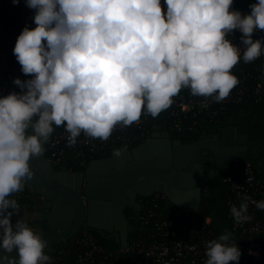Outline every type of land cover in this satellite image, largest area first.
<instances>
[{
    "label": "clouds",
    "instance_id": "clouds-1",
    "mask_svg": "<svg viewBox=\"0 0 264 264\" xmlns=\"http://www.w3.org/2000/svg\"><path fill=\"white\" fill-rule=\"evenodd\" d=\"M18 5L20 0H11ZM34 28L18 35L13 53L30 79L15 78L20 92L0 96V249L7 264H52L47 240L17 215L12 198L33 177L55 127L68 146L83 133L106 140L142 115L156 118L184 88L193 96L226 99L239 84L231 69L264 55V0L242 14L233 0H24ZM239 30L243 51L229 39ZM207 103L204 107H207ZM31 129V133H29ZM264 210V200L251 201ZM249 197L230 212L251 219ZM225 232L206 243L204 264H239L241 251Z\"/></svg>",
    "mask_w": 264,
    "mask_h": 264
},
{
    "label": "built area",
    "instance_id": "built-area-1",
    "mask_svg": "<svg viewBox=\"0 0 264 264\" xmlns=\"http://www.w3.org/2000/svg\"><path fill=\"white\" fill-rule=\"evenodd\" d=\"M255 2L256 0H233L231 8L247 14L251 11L249 5ZM161 5L162 10L166 9L164 0H161ZM34 12V9H29L25 19L32 20L28 26L30 28L35 25ZM21 31L5 28L0 17V96L20 92L13 80L20 78L23 81L30 79L32 75L22 73V66L13 53ZM252 35L253 39L264 38V31H255ZM241 36L239 30H233L228 39L243 51L245 46L241 42ZM259 58L264 61V55ZM231 71L239 78V84L221 102L193 96L187 88L180 91L174 98L173 105L164 111L175 131L198 132L204 124H216L218 116L229 108L248 101L258 102L264 98V65L254 73L242 75L235 73L233 69ZM205 103L207 107H204ZM157 128L153 126V117L142 115L131 126L118 125L106 140L93 139L81 133L77 143L68 146V133L63 126L55 127L46 144V159L56 169H65V164L84 169L90 161L106 152L135 148L155 133ZM224 183L229 190V204L239 206L243 197H249V221L238 223L231 213L228 215L232 233L230 242L236 243L241 251L239 264H264V210L256 208L251 202L264 200V182L247 164L236 165L234 172L225 177ZM22 194L23 191L14 193L12 198H18ZM157 200H165V195L158 193L153 199L145 200L142 212L135 215L137 227L131 232L124 248L119 245L104 246L94 231L83 226L75 236L66 239L59 247L55 264H118V260L126 255L136 259V264H204L207 259V241L219 237L211 227V219L205 217L201 220L194 212L188 211L163 214ZM26 215L28 214L23 216Z\"/></svg>",
    "mask_w": 264,
    "mask_h": 264
},
{
    "label": "water",
    "instance_id": "water-1",
    "mask_svg": "<svg viewBox=\"0 0 264 264\" xmlns=\"http://www.w3.org/2000/svg\"><path fill=\"white\" fill-rule=\"evenodd\" d=\"M227 134L237 138L235 130ZM211 141H218V135ZM180 144L157 128L135 148L94 159L78 171H55L44 156L40 155L37 164L30 158L34 175L24 188H33L35 194H42V207L29 218L13 216L11 220L13 224L17 219L24 220L47 240V245L60 244L87 226L107 241L114 238L124 248L129 234L124 209L135 213L142 210L135 196L149 198L163 193L167 207L200 214L211 208L210 194L197 184L203 170L195 163L199 153L209 156L211 144L200 139L184 145L186 152L178 154L177 147L173 146ZM103 219L108 222L106 228L97 224Z\"/></svg>",
    "mask_w": 264,
    "mask_h": 264
},
{
    "label": "trees",
    "instance_id": "trees-1",
    "mask_svg": "<svg viewBox=\"0 0 264 264\" xmlns=\"http://www.w3.org/2000/svg\"><path fill=\"white\" fill-rule=\"evenodd\" d=\"M29 9L30 8L25 5L24 0H20V3L18 5H13L11 3V0H0V17L2 18V23L4 24L5 28L22 30L26 25L29 26L32 20H25L28 16ZM35 26L36 25L32 26L31 28H34ZM263 65L264 61L261 58H257L250 63H244L241 60L240 63L233 67V71L237 74L242 75L247 73H254L257 70L262 69ZM253 122H255L256 124V132L261 136L262 141L264 142V98L258 102L248 101L237 107L229 108L226 112L218 116L216 124H204L201 130H199L198 132L194 130L184 133L175 131L164 111L161 112L156 118H153L154 127H158L161 132H167L173 138L179 139L183 142H191L193 140L201 138V136L210 133H216L221 128L233 124L238 128L249 132L253 128ZM149 137L150 135L147 137V139ZM143 142L137 144L136 146L142 144ZM113 153L114 151H109L102 156H98L95 159L107 158L110 157ZM235 166V164L227 165L223 170L220 171L218 176H216L214 179L209 180L207 191L210 194L209 202L211 208L205 211H201L200 214H196L197 217L201 220L205 217H209L211 219V227L217 236H220L225 232H231L230 219L228 218V215L231 213L230 207L232 204H229L227 200L229 190L227 185L224 183V179L226 176L234 172ZM64 168L70 169L71 171L82 170L81 168L73 164H65ZM253 170L257 174L254 168ZM257 176L264 182L263 174H257ZM14 199L18 201L20 208L18 214L13 216L19 217L25 214H29L33 211L34 203L32 200V193L27 188L23 189L22 196ZM147 199L151 200L153 199V196ZM157 203L159 205L160 211L163 214L172 215L175 212L181 211H188L190 213H193L191 210L184 208L167 207L165 205V200H157ZM95 235L100 240V243H102L104 246H110L107 240L103 239L96 233ZM113 247H117V245H114ZM118 264H136V259L129 255H126L118 260ZM230 264H235V262H230Z\"/></svg>",
    "mask_w": 264,
    "mask_h": 264
},
{
    "label": "flooded vegetation",
    "instance_id": "flooded-vegetation-1",
    "mask_svg": "<svg viewBox=\"0 0 264 264\" xmlns=\"http://www.w3.org/2000/svg\"><path fill=\"white\" fill-rule=\"evenodd\" d=\"M234 130L236 131L237 138H233L232 135L227 134L229 131L231 132ZM28 131L29 133H31L32 130L29 129ZM215 134L218 135V141L213 142L211 141V139ZM243 136H245V139L242 138ZM200 139H205L211 144L209 156L213 158L212 160H209L208 159L209 156L199 153V156L195 163L198 166L202 167L203 170V172L201 173L202 176L199 177V183H197L199 184L200 188H202L203 190L207 189L209 180L214 179L216 176H218L220 171L223 170L227 165L235 164V165L244 166L248 164L256 170L258 175L260 174L264 175V142L262 141L261 136L256 132L255 122H253V128L249 132L240 129L233 124L221 128L216 133L206 134L204 136H201V138L193 140L191 142H183L171 136L172 141L178 140L181 143L179 146H173V147H177L176 153L178 154L186 152V150L183 147L184 145L195 143ZM47 141L46 142L42 141L45 151L41 154V156H44L45 158H46ZM32 158L35 159L34 162L36 164L40 161V156L32 157ZM191 161L192 158L190 159L188 166L191 164ZM54 169L55 171L65 170L63 168L62 169L54 168ZM38 179L40 180V178ZM29 189L33 191V188H29ZM34 195L36 197V206L39 209L42 207V202H43L42 194H34ZM134 200L139 202L140 204H143L145 200H147V198L135 196ZM124 212L127 220L129 221V228H128L129 229L128 237H129L131 232L135 230L137 227V222L135 220L136 213H134L132 210L128 208H125ZM95 233L98 234L96 231ZM64 241H62L60 244L47 245V247L45 248V252L52 257V264H55V257L57 255V251L59 247L64 243ZM107 242L112 246L118 244L116 240L112 237ZM7 256H17V253L15 250L12 253H5L3 249H0V264H7V259H6Z\"/></svg>",
    "mask_w": 264,
    "mask_h": 264
},
{
    "label": "crops",
    "instance_id": "crops-1",
    "mask_svg": "<svg viewBox=\"0 0 264 264\" xmlns=\"http://www.w3.org/2000/svg\"><path fill=\"white\" fill-rule=\"evenodd\" d=\"M30 190V189H29ZM35 193L33 192L32 193V200L34 201H36V198H35V195H34ZM143 204H141V206H142ZM35 207H36V202H34V205H33V212H31V213H29L28 215H27V217H30L32 214H34V213H36V211H37V209H38V207H37V209H35ZM142 210H143V207H142ZM142 210H141V212H142ZM135 213V212H134ZM137 214V213H136ZM97 224H99V226H102V227H108V222L105 220V219H103V220H101V221H99ZM117 245H119V244H117ZM120 246V245H119Z\"/></svg>",
    "mask_w": 264,
    "mask_h": 264
},
{
    "label": "rangeland",
    "instance_id": "rangeland-1",
    "mask_svg": "<svg viewBox=\"0 0 264 264\" xmlns=\"http://www.w3.org/2000/svg\"><path fill=\"white\" fill-rule=\"evenodd\" d=\"M27 189L29 190V188H27ZM30 191H31V193L33 192L32 190H30ZM35 198H36V197H35ZM34 202H36V201L34 200L33 203H34ZM35 209H37V206L35 207ZM33 211H34V210H33ZM33 211H32V212H33Z\"/></svg>",
    "mask_w": 264,
    "mask_h": 264
}]
</instances>
